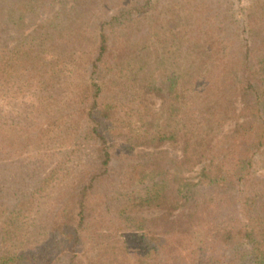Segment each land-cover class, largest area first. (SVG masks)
Returning a JSON list of instances; mask_svg holds the SVG:
<instances>
[{
    "label": "trees",
    "instance_id": "trees-1",
    "mask_svg": "<svg viewBox=\"0 0 264 264\" xmlns=\"http://www.w3.org/2000/svg\"><path fill=\"white\" fill-rule=\"evenodd\" d=\"M42 1L46 0H30V4L28 0H0V81H4L3 86H14L19 83L17 79L25 77L27 80L22 83L34 82L28 85L27 95L40 99L27 105L23 118L15 103L5 104L10 108L7 112L0 107V159L19 163L23 156L30 155L25 153L31 148L44 145L43 137L50 126L41 130L42 135L36 126L24 124L25 127L22 122L27 120L28 113L42 109L48 117H55L56 120L50 121L52 125L59 119L64 120L62 124L78 123L79 128L75 126L74 130L78 129L83 143H88L87 139L94 141L97 159L90 162L91 165L76 167L87 169L83 172L85 178L81 186L75 182L71 191L62 195L55 193L57 207L43 209L42 203L37 201L28 232L33 245L27 248H36V252L9 251L0 247V264H81L76 249L82 241L80 229L96 224V216L90 219L92 215L86 212L87 195L105 201L110 197L116 204L108 205L106 211L110 212L115 224H122V231L129 237L119 238L117 246L105 243V248L96 249L101 251L98 255L88 257V264H130L141 257L142 264H153L160 254L166 264H221L220 259L226 257L222 264H264V174H257L254 169L256 154L264 148L261 133L264 129L260 128L264 125V28L254 23L264 21L261 19L264 12H253L259 14L251 17L249 23L253 25L250 26L232 19L235 9L241 11L239 0H227L238 7L224 14L217 12L222 6L219 0H195L205 4L203 14L208 24L202 31L194 32L198 39L194 45L179 48L180 53L184 52L179 61L185 62L187 69L171 73L163 68L161 56L150 54L152 46L146 44L150 33L145 26L139 25L131 31L137 37L130 44L143 45L135 48V52L139 50L142 54L130 61L128 52L123 50L124 58L118 59L117 70L107 73L103 70L106 62L101 57L113 46L108 39L107 22L103 19L118 21L116 16L125 14L115 12L120 3L112 6L108 0H71L73 4L70 5L66 0H50L51 3L63 1V6L50 18V28L43 20L27 31L25 19L37 12L30 7L33 3L40 7ZM7 5L11 7L9 10ZM132 6L133 3L128 5ZM91 17L98 22L94 30L92 25L97 46L93 56L89 53L85 58L86 51L79 50L85 40L80 23L91 21ZM205 33L208 36L211 33L209 39H216L218 43L215 41V45L208 46ZM213 33L220 38L214 36L213 39ZM236 36L238 46L225 44V38L233 40ZM256 40L260 42L256 44ZM158 49L151 53H165ZM64 59L68 61L65 64ZM121 72L127 74L126 78L133 76L135 86L130 87L126 79V84L119 82L114 75ZM66 75L70 84L76 77L90 85L89 89L82 91L80 98L71 96L69 93L73 92H65L62 88ZM91 77L92 80H88ZM108 83L115 87V95L111 100H104L100 96L111 93L103 89ZM127 87L132 90L130 95ZM147 90L165 99L161 105L163 110L168 100L179 101L177 108L172 107L181 116L172 122L173 129L164 123L166 114L163 122H157L159 119L155 121L156 117L147 112L149 109L141 99ZM239 104L242 106H237ZM140 106L147 113H141L135 122L130 121L125 115L130 117ZM94 112L100 121L109 120L107 125L117 124L121 143L115 141L111 146L106 145L105 137L94 124L97 123ZM81 113L85 114L81 116ZM149 116L154 123L147 118ZM81 119H85V124ZM226 122L234 124L230 133L220 132ZM85 126L87 129L81 128ZM75 137L72 134L67 144L76 145ZM179 139L181 156L178 159L168 157L162 144ZM74 152L67 153L70 156ZM41 159L37 158L39 163ZM30 164L21 169L28 171L20 174L23 181L26 176L34 175ZM197 166H200L197 181L181 176ZM58 170L57 167L46 170L36 187L29 191L23 190L29 183L23 182L22 188L14 182L15 173L9 175L8 182L0 173V214L12 213L11 216L22 206L24 210L34 206L37 195L53 188L54 174ZM64 170L63 165L59 173ZM39 198L41 200L42 196ZM143 207L160 210V213L151 218L135 215V211ZM8 220L10 217L5 221ZM107 223L110 221L103 220V226ZM5 224H0V246L6 238ZM155 228L163 229V237L150 230ZM94 234L99 236L102 232L95 230ZM92 250L94 252L95 248Z\"/></svg>",
    "mask_w": 264,
    "mask_h": 264
},
{
    "label": "rangeland",
    "instance_id": "rangeland-1",
    "mask_svg": "<svg viewBox=\"0 0 264 264\" xmlns=\"http://www.w3.org/2000/svg\"><path fill=\"white\" fill-rule=\"evenodd\" d=\"M65 1V0H63ZM63 1L62 2H55L51 3L50 0L42 1L40 3V7H37V3H31L30 10H37L36 13L30 14L27 16L25 19L26 23L25 26H27L28 30L30 31L31 29H34L36 27V24L43 23V20H46L45 25H49V28L51 26L50 23V18L52 19L54 12H57L61 6H63ZM67 4L72 5L73 2L71 0H66ZM107 1V0H106ZM111 2L112 6L113 5H120L117 11L113 9L115 12H119L120 14L125 13L123 16H116L117 20L115 19H103L105 22H107L106 28L107 31L110 35H108L109 41H111V44L113 47L110 46L109 49L112 48L113 55H111V51H107L105 55L101 57V59L104 60L105 67L103 68L104 71H107V73H112L113 71L117 70L116 68V63L118 59H120L123 56V50H126L128 52L127 59L132 61L134 60L140 51L135 52V48L138 47H143V45L140 46H135L133 44H130L131 42H134V39L137 37L134 36V34L131 32L132 29L135 27H138L139 25L145 26L150 33V38L146 39V44L152 46V50H150V54L154 55H159L161 56L163 60V68H166L169 70V72H174V71H179L181 68H183L181 71H184V63H180L179 58H181V55L184 53H180V47H183L185 45H194V43L198 40L194 32H200L202 31V28H204L205 25L208 23L205 21L206 20V15L204 16V12L206 11L205 4L202 3H196L195 0H108ZM240 1V9L241 11L235 9V13L232 16V19H238L239 22L241 23H247V25L251 24L253 25V22L249 23V20L252 18H255L258 16L259 13L254 14L253 12H264V0H239ZM30 4V0H28ZM220 3H222V6L220 5L221 8L217 10L219 14H224L226 12H230V10L237 8L238 4H233L230 5L227 0H219ZM132 7H128V5L132 4ZM135 3V5H134ZM234 3V2H233ZM12 6H14V3H12ZM8 10L11 8L10 6L7 5ZM67 8V7H66ZM132 8V9H131ZM253 8H256L254 10ZM126 12H123L125 11ZM2 12V10H1ZM232 13V12H231ZM114 14V13H113ZM76 15V14H74ZM95 18L91 17V21L89 22H84L83 24L80 23V28L85 32L84 37L85 40L82 42L81 48L79 50L86 51L83 56L86 58V55L89 53L93 54L95 53V48L97 46L96 43V35L95 31L92 32V25H93V30L95 29V25L97 24L94 21ZM261 19H264V16L261 14ZM227 20V19H226ZM102 22V21H100ZM227 22H230V19L227 20ZM118 24H121L118 26ZM29 25V27H28ZM211 24H209L210 26ZM259 26L264 28V21H260L257 23H254V26ZM207 27V26H206ZM126 28V29H125ZM234 28V25L232 26V30ZM26 31V32H27ZM127 32L130 34H133L131 36L124 35ZM215 32V31H214ZM3 33V32H2ZM146 31H143L142 34L145 35ZM183 33H186L185 35ZM207 36L208 34L205 33ZM138 35V34H136ZM212 34L209 33L208 36V46L215 45V41L218 43L216 39H214V36H217V34L214 35L213 33V40L209 39ZM139 36V35H138ZM217 38H220L217 36ZM12 45H15L14 41H10ZM225 44H232L234 43L235 46L239 45V40L238 36H236L235 39H229L225 38ZM256 44L260 41H254ZM78 43V41H77ZM144 43V42H143ZM216 43V44H217ZM224 43H220V46H223ZM255 45V43H254ZM116 47V48H114ZM125 48V49H124ZM159 48L157 51H162L165 53H151L153 49ZM172 54V55H171ZM170 56L168 58H163L164 56ZM124 58V56H123ZM100 59V63H103V60ZM64 64L67 63V59L63 60ZM99 62V61H98ZM109 62V63H108ZM151 62V61H150ZM109 64L111 66H109ZM125 63L123 62V65ZM71 67V66H70ZM187 69V68H185ZM180 71V72H181ZM126 73L121 72L120 74H115L119 79V82L125 83L126 80L128 81V84L130 87L135 86V81L134 77L130 76V78H126ZM68 75L65 76L63 79L62 83L63 85V91L65 92H73V94L69 93L71 96L76 95V98H80V94L85 89H89L88 84H85L84 82H80L81 80L76 79V77H73L72 83L70 84L67 80H70L67 78ZM97 76V75H96ZM95 79V78H94ZM126 79V80H125ZM20 80V81H19ZM22 80H27L25 77L22 79H17L19 82L18 84H15L14 86H9V85H4V81L1 80L2 87H0V107L4 109L6 112L9 111V107L5 106L8 102H12L18 105L19 108L18 111L22 114L21 117L23 118L25 114V109L27 105L30 104L31 101L37 102V98H30L27 93L30 91L28 85L30 83H34L32 81H27L25 83H22ZM88 80H92V77L89 78ZM9 88V90H7ZM128 88L127 94L130 95L132 93V90ZM136 88V87H135ZM103 89L107 90V93L111 92L109 95L106 94L104 96H100V98L107 100L114 97L115 93V87L112 84H105L103 86ZM27 92V93H26ZM30 94V93H29ZM12 97V98H10ZM143 105H146L149 109V111L152 115H154L155 121L158 120L157 122H163L164 114H166V122H164L168 128H172L174 124L172 122H176L181 116L178 115V110H172V107L177 108L178 105L180 104L179 101H176L174 99L168 100L169 104L167 107L163 110V107L161 106L163 104V100L161 97L154 95V93L150 92L149 90L145 91L143 96L141 97ZM111 100V99H110ZM87 105V103H86ZM36 106V105H35ZM39 108L41 105H37ZM239 107L242 106V104L237 105ZM37 108V107H36ZM38 108V109H39ZM163 110V111H162ZM98 112V111H97ZM123 112V111H122ZM143 108H137L136 111L133 112V114L129 117L130 121L135 122V118L141 115V113H147ZM28 118L27 120L24 119L23 126L24 124H28V126H36V130H39L41 134L43 135L44 132L41 130H45L46 126H50L48 129L47 134H45V137H43V142L44 145L42 147H34L30 149V152H26L25 154H30L28 156H23V161L18 162H13V161H2L0 159V173L1 176L4 177L6 182L9 180V175L11 173L16 174V178L14 179V182H17L18 185H21L23 188V182L24 183H29V185L25 186L23 190L29 191L32 190L33 188L36 187L37 185V180L43 176L46 170L52 167H57L61 168V166H65V170L62 171V173H59V170L57 173L54 174V179H53V185L52 189H46L43 194L37 195L35 197V200L33 201L34 206H30L24 210V207L22 206V209H19L16 214L11 215L12 213H6L2 212L0 214V224L2 222H5V229L7 232L6 238L3 241L2 247L3 249L6 248L9 251H29V253L36 252V248H29L33 243L30 242V237L28 235V232L31 231V226H32V220L35 217V211L37 209V201H40L42 203L43 209H52L53 207H57L58 202L56 200V194L59 193L62 195L65 192L71 191V186L77 182L80 186L82 184V178H85L83 175V172H87L86 170H81L83 168H76L78 165H83L87 166L90 164V162L96 160V152L93 151V149L96 148V145L93 143L94 141H89L88 143H83L82 139L80 138L79 131L78 129L74 130L75 126L79 128V125L75 123L71 125L67 124H62L60 122L64 123L63 119H59L57 123H54L53 125L50 123L52 119H55V117H48L44 110L42 111H32L28 113ZM85 113H81V116L84 115ZM99 114V112H98ZM98 114L95 112L93 113V116H95V122L97 126V131L102 133V135L105 137L106 140V145L111 146L115 141L122 142L121 135L120 133L118 134L116 132L117 124L116 125H107L108 121H100L101 118H99ZM113 115V111H112ZM147 116V114H146ZM60 118L59 115H56V118ZM63 116H61L62 118ZM82 118V117H80ZM150 119L151 117H147ZM158 118V119H157ZM56 120V119H55ZM151 120V119H150ZM82 124H85L84 122L85 119L80 120ZM153 122V120H151ZM154 123V122H153ZM52 125V126H51ZM64 125V126H62ZM159 126V125H157ZM172 126V127H171ZM26 127V126H25ZM61 127V128H59ZM234 127L233 122H226L224 124L223 129H221L220 132H225V133H230ZM87 129V127H81ZM261 130L264 129V125L260 126ZM173 129V128H172ZM223 130V131H222ZM261 133L264 136V132L261 131ZM72 134L76 135V145L67 144L68 140H71ZM220 134V133H219ZM52 139V140H51ZM180 139H182V136H180ZM168 140L165 143L162 144V150H166L168 152V157L171 158H179L181 156V140ZM51 140V142H50ZM264 140V139H262ZM42 142V144H43ZM39 153H37L36 151ZM75 151L72 153L70 156L67 152ZM68 154V159L67 161L62 165L64 159L66 158ZM256 162L254 163V169L256 170L257 174L263 175L264 174V148H262L258 153L256 154ZM37 158H42L41 162L39 163ZM21 160V159H20ZM31 162L29 168L33 170L34 175L27 177L26 180L20 179V174L23 173L24 175L28 173V171H21L23 165ZM61 163V165H59ZM20 164V167L18 166ZM75 167L73 170H70V167L73 165ZM37 167H40L38 169ZM76 169V170H75ZM200 169V166H197L193 168L191 171H187L181 174V176L185 177L188 180H193L197 181L198 179V170ZM81 173V174H79ZM171 174V173H170ZM68 175V176H67ZM68 177V178H67ZM164 184L165 182L162 181ZM162 183V184H163ZM72 184V185H71ZM233 188H236L237 185H232ZM40 196H42V199L40 200ZM48 197V198H47ZM87 200H86V212L92 215L90 219H92L94 216L95 219V226L94 224H91L89 226H83L80 231H81V237L82 241L81 243L76 247L77 249V254L79 256V259L81 261V264H88L90 260L88 257L92 256V254L98 255L101 251H96L100 250L102 248H105L106 244H112L117 246L118 241L120 239L123 240V238H127L126 234L124 231H122L121 226L122 224H115L114 219L112 218L110 212L107 213L106 208H108V205H115L113 200H110V197H107V201L104 199H99L98 196L93 199L91 196L87 195ZM105 204V205H104ZM111 207V206H110ZM77 210V209H76ZM101 210V211H99ZM105 210V211H104ZM138 210V209H137ZM103 212V213H102ZM137 216L145 217V218H151L156 215H159L160 210H155V209H148V208H141L138 211H135ZM106 217L104 219V217ZM101 216L103 218H101ZM10 217V220L6 222L5 220ZM87 218V220H90ZM103 220L107 221L109 220L110 223H107L108 225L103 226ZM21 224V227L19 225ZM118 225V226H117ZM75 226V224L73 225ZM97 227V228H96ZM104 227V228H102ZM102 228V229H101ZM101 229V230H100ZM95 230L97 232H102V235L96 236L94 234ZM152 232H155L154 234H158L159 236H162L161 232L163 231L162 228L160 229H150ZM23 234V235H21ZM16 236L19 238V240L14 239ZM163 237V236H162ZM120 238V239H119ZM129 238V237H128ZM73 240V239H72ZM29 241V242H28ZM102 245L100 242H102ZM128 244H131L128 240ZM95 248V251L93 252L92 249ZM1 251V249H0ZM91 251L93 253H91ZM163 254H160L158 257V260L155 261L153 264H157L160 262V264H166L164 263L165 258L162 256ZM157 256V255H156ZM1 258V257H0ZM143 257L137 259L136 263H133L135 261H131L130 264H142L144 262H141ZM227 258V257H226ZM225 259H220V263L225 262ZM124 259L127 263L126 258ZM15 264V263H14ZM129 264V263H128ZM224 264V263H223Z\"/></svg>",
    "mask_w": 264,
    "mask_h": 264
}]
</instances>
